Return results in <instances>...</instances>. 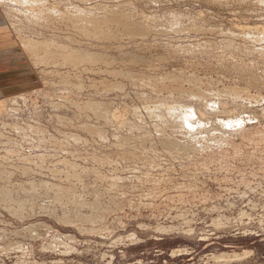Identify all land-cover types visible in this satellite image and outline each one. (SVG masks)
Wrapping results in <instances>:
<instances>
[{
    "label": "rangeland",
    "instance_id": "1",
    "mask_svg": "<svg viewBox=\"0 0 264 264\" xmlns=\"http://www.w3.org/2000/svg\"><path fill=\"white\" fill-rule=\"evenodd\" d=\"M52 1L54 2V0H49L48 3ZM118 1L132 2L130 3L132 13H137L135 16V18L138 17L137 19H142L145 22L149 20L148 23L153 19L151 20L153 23H151L154 26L160 21L157 23L159 26L165 25L164 27L161 26L162 30L165 29L163 34L160 30L161 27L158 29L156 25L153 27L155 30L157 29L155 31L157 33L153 34L155 37L150 35L143 42L139 41L142 48L137 47L136 43L129 41L130 39L127 40V38L121 39L120 44L103 46L105 44L101 42L100 47H94L97 45L96 43L93 44L95 41L81 39L79 35H75L72 30L68 29V26L60 21L61 24H58V20L55 22L53 19H47L48 28L46 23L45 25L43 23L46 21L44 17L43 21L42 19L40 21L41 17L37 16L38 21L34 23L30 12L33 7L28 6L21 9V15L19 11L16 12L11 9L17 5L11 0L7 1L10 5L12 4L11 8L8 3L5 5L1 3L0 22L6 24L9 29L11 28L9 31L18 43L21 41L19 34L23 36L25 33L26 35L30 33L34 37H45L54 40L56 43H67L65 45L69 48L76 46L83 48L84 51L87 49L96 51L104 48L112 57L116 54L119 55L116 49L119 44L123 49L126 48L124 50L127 52L134 51L139 55L142 53L149 57V60L153 59L152 67L148 66L150 64H147L146 61L140 63V67L138 63L131 64L132 67H130L127 62L126 69L129 70L130 67L135 75L141 72L139 75L150 73L164 78V74L173 75L175 73L176 76H183L182 79L186 78V82L182 81L181 85L188 91L192 86L187 78L188 75L192 74L200 82L202 81V86H210V92L214 93L213 101L219 98V94L222 93L220 91L225 86H238L245 89L249 94H246L244 98H236L235 102L231 97H223L225 104L220 107L226 108L219 110L217 107L218 112L211 115V120L217 124L224 119L233 121L236 118L238 121L241 120V128L237 126L235 129H231L229 126H223V129L220 130L221 126L217 129L211 126L209 132L206 133V139L204 138L202 142H199V138L205 136V131L201 134L198 128L192 134L183 133L179 127L175 130L166 128L167 130L165 129L166 132H164L163 129L166 125L156 115L158 112L160 113V110L155 111V108L152 107L173 100L181 101L179 95L173 94V91L171 94V90H160L162 91L160 94V92L154 91L151 85L148 86L147 83L139 79L135 82L124 77V75H115L111 71L103 69L102 65H99L101 70L98 66L84 68L80 65L81 68L79 66L77 68L76 66L69 67L63 63H58L59 66L46 63L35 65L32 57L27 55L23 49L27 63L26 68L22 67L0 74L1 86L4 88L18 82L33 83L29 87L10 91L4 95L0 93V100L3 101L0 106L5 108L7 105L6 111L11 110L8 111L10 114H4L5 112L0 114V132L3 136L0 137V188H9V193L0 198V264H264V87L259 85V82H264V60H262L264 58L260 56L261 53L264 54V33L261 34L262 25L264 26V3L258 4V8L253 5L242 8L233 1H229L227 5L209 4L206 0ZM118 1H106L107 3L103 1L102 3L111 6ZM102 3L101 1L97 2L98 5ZM56 5L64 8V5ZM75 5L77 6L74 7ZM71 6L70 9L78 11V6L83 7V3H71ZM20 7L17 6L15 10ZM26 8L30 11H27ZM38 9L39 7H34L33 12L40 13L41 11ZM135 9L136 11H134ZM174 12L180 16L181 19H179L183 26L202 25L205 30L201 32L190 29L184 32L177 31L176 27L181 22L174 20L176 15ZM12 16L13 18H11ZM9 20L14 24H11ZM19 21L20 23H17ZM162 21L165 24H162ZM28 22L35 24V26L38 23L39 25L35 29L32 24L31 29H27L24 25ZM57 24L56 31L52 27ZM241 24H244L243 27L245 25L253 26V29L257 28L256 30L259 29V31L255 30L256 33L252 31L251 38L246 37L247 39L232 35L230 30L239 31L237 28L242 27ZM60 28L62 33L58 30ZM225 28L228 29L225 30ZM43 29L47 30L43 32ZM227 30L230 34L225 32ZM258 33L260 36L262 35L261 39ZM255 34L257 39L254 37ZM66 35L77 36L79 41L77 39L76 41L78 43L69 40ZM255 39L256 41H251ZM260 40L262 41L260 42ZM90 42L92 43L90 44ZM92 45L94 46L92 47ZM18 48V46H14L13 51L8 53H20ZM249 48L253 49L252 52L255 53L250 52ZM145 49L146 51H144ZM250 53L251 56H248ZM6 55L3 50H0V59L9 58ZM242 64L245 66L243 67ZM116 65L122 66V63H116ZM246 65L252 67L248 69ZM42 70L43 72H40ZM67 70L68 72H66ZM74 70L76 71L74 72ZM59 71L64 81L66 80L65 75L72 82L78 76L85 84L83 90L77 86L67 85L59 75ZM95 71H102V73H95ZM48 75L51 76L48 78ZM70 75L71 77H69ZM93 77L94 79H92ZM35 78L36 80H33ZM57 80H59V84L55 83ZM250 80L253 81L252 84ZM94 83L96 85L93 87ZM102 83L112 84V87H114L113 84H119L123 88L121 91L118 88L108 91L106 89L109 88L102 86ZM65 85H67L66 90ZM153 95L154 97H152ZM68 97L70 98L67 99ZM13 99L17 101L15 102ZM56 100L59 101L56 103ZM89 100L107 103L108 106L111 104L108 110L110 114L113 113L112 115L116 120L111 123L106 121L104 117L99 118L93 110L81 114L78 107L74 106V102L84 104ZM13 103H16V106ZM134 107H138L139 111L138 108L135 109ZM13 108L14 110H12ZM17 109L18 111H16ZM34 109L36 110L34 111ZM134 110H137L140 115L137 114L135 117V114L133 115ZM128 118L132 119L133 122ZM154 118L160 122L157 123ZM120 120L123 121L122 126L121 123H117ZM124 121L126 122L124 123ZM17 122H20L24 128L28 124L35 127L40 125L42 126L41 132L33 131L29 126L25 128L26 131H18L15 127L13 129L11 126L13 124L15 126L18 124ZM128 123L131 127L136 126V128L131 130ZM194 124L199 127L198 123L194 122ZM88 125L103 129L105 134L103 137L105 138L95 133L93 135L90 131L88 133V130H85ZM120 126L124 128V131ZM106 129L107 131H105ZM137 129L141 130L138 131ZM157 131L159 138H157ZM161 134L163 137L178 139L177 141L183 144L187 141H194L196 142V149L192 150L190 154L167 152L160 142ZM74 136H80L81 139L77 141ZM121 138H127V141L124 142ZM143 138L148 141L144 140L146 143L143 142ZM135 140L138 141L135 142ZM68 161L72 165L71 170L76 172L78 169L77 172L81 173L78 172L80 174L78 178L75 176L73 180H68L72 179V177L67 176V172L70 171L66 168ZM98 171L101 172L98 173ZM112 180L113 182H111ZM53 185L74 188L76 197L85 201L87 205L81 206L79 203H75L74 197L63 196L62 201L57 199ZM97 202L99 206H97ZM23 203L25 204L21 207ZM79 213L81 214L79 215ZM91 215L96 216L95 220H91V222L81 218L83 216L91 217Z\"/></svg>",
    "mask_w": 264,
    "mask_h": 264
},
{
    "label": "bare ground",
    "instance_id": "2",
    "mask_svg": "<svg viewBox=\"0 0 264 264\" xmlns=\"http://www.w3.org/2000/svg\"><path fill=\"white\" fill-rule=\"evenodd\" d=\"M7 1H9V0H7ZM6 0H0V5H1V3L3 4L4 3V5L6 4V3H8ZM12 2H14V3H16L17 5H16V7L17 6H21L19 9H17V10H15V8H11V6H12V4L10 5L9 3V5H10V8L11 9H13L14 11H21V9H25V7H28V6H31V7H33L32 8V11H30V9H28L27 10V8H26V10L27 11H30L31 12V18H32V21L35 23L36 21H38V17H41L40 18V21H41V19H42V21H43V19L44 20H46L45 22H43L44 23V25H45V23L47 22V19H53V20H55V22H57V20H58V24L61 22V23H63L64 25H66V26H68L67 28L68 29H70V30H72V32L73 33H75V35L77 34V35H79V37L82 39V38H85V40L86 39H89V41L90 40H92V41H95V42H93V44L94 43H96L95 45L96 46H94V45H92V47L94 46V47H97V46H99V45H101L102 43L101 42H104V44L105 45H103V46H111V45H116L115 43H119L120 44V40L121 39H125V38H127V40L128 39H130L129 41H133L134 43H136L137 45V47L139 46V47H141L142 48V46L140 45V43H139V41H144L146 38L148 39V37L150 36V35H152V36H154L155 37V35H153V34H156L157 32H155L156 30L153 28V27H155L156 25L158 26L157 28L158 29H160V27L162 26V27H164L165 25H161V26H159V24H157V23H159V22H155L154 21V23H156L155 24V26L154 25H152V21L151 20H153V19H151L150 20V22L148 23V19L146 18V17H143V18H146L148 21L147 22H145V21H142V19H137L138 17H136L135 18V16L137 15V13L135 14V13H132L133 11H132V7H131V4L130 3H132V2H129L128 1V3H126V2H120V1H118L117 3H115L114 5H112L111 4V6H109L108 4L106 5V4H104V3H102L103 1H116V0H54V2L52 3H48L49 2V0L48 1H46V0H11ZM51 1V0H50ZM99 1H101V3L102 4H100V5H98L97 4V2H99ZM187 1V0H186ZM229 1H233V2H235L236 4H238L239 6H242V8L244 7V6H246V7H250V5H253V6H255V8L258 6V4H262V3H264V0H206V2H208L209 4H215V3H218V4H226L227 5V3H229ZM89 2H95V3H90L89 4ZM255 2H257V3H255ZM11 3V2H10ZM71 3H83V7H81V6H78L79 8L77 9L78 11H76V10H74V9H70L72 6H71ZM107 3V2H106ZM109 3V2H108ZM157 3V2H156ZM177 3V2H176ZM189 3V2H188ZM234 3V4H235ZM56 4H61V5H64V8H62V7H60V6H58V5H56ZM159 4V3H158ZM48 5H56V6H48ZM231 5H232V3H231ZM264 5V4H263ZM23 6V7H22ZM77 5H75L74 7H76ZM148 6V5H147ZM171 6V5H170ZM185 6V5H184ZM209 6V5H208ZM237 6V5H236ZM8 7V6H7ZM14 7V6H13ZM30 7V8H31ZM34 7H39V9H38V11L40 10L41 12L39 13H34L33 11V9H34ZM169 7V6H168ZM215 7V6H214ZM233 7H234V5H233ZM2 8V7H1ZM4 8V7H3ZM252 8V7H251ZM255 8H252V9H254L255 10ZM258 8V7H257ZM259 8H261V7H259ZM7 9V8H6ZM5 9V10H6ZM237 9V8H236ZM9 10V9H8ZM25 10V11H26ZM47 10V11H46ZM148 10V9H147ZM212 10V9H211ZM251 10V9H250ZM259 10H261V9H259ZM264 10V9H263ZM11 11V10H10ZM134 11H136V9L134 10ZM173 11V10H172ZM247 11V10H246ZM262 11V10H261ZM260 11V12H261ZM18 12V13H19ZM22 12H24V11H22ZM231 12V11H230ZM253 12V11H252ZM251 12V13H252ZM10 13H12V12H10ZM9 13V14H10ZM28 13V12H27ZM33 13V14H32ZM170 13V12H169ZM235 13V12H234ZM247 13V12H246ZM250 13V12H249ZM255 13V12H254ZM259 13V12H258ZM262 13V12H261ZM13 14H15V13H13ZM20 14H21V12H20ZM28 14H30V13H28ZM142 14H143V12H142ZM174 14H176L175 12H174ZM173 14V15H174ZM190 15H191V13H189ZM243 14H244V12H243ZM22 15V14H21ZM25 15H26V13H25ZM173 15H171V16H173ZM214 15V14H213ZM251 15V14H250ZM8 16V15H7ZM11 16V15H10ZM14 16V15H13ZM13 16L11 17V18H13ZM19 16V15H18ZM38 16V17H37ZM138 16H139V14H138ZM158 16V15H157ZM202 16V15H201ZM212 16V15H211ZM240 16V15H239ZM241 16H242V14H241ZM247 16V15H246ZM259 16H261V15H259ZM9 17V16H8ZM7 17V18H8ZM25 17V16H24ZM44 17V18H43ZM140 17V16H139ZM141 17H142V15H141ZM148 17H150V16H148ZM160 17V16H159ZM165 17V16H164ZM225 17V16H224ZM244 17V16H243ZM242 17V18H243ZM262 17V16H261ZM19 18H21V17H19ZM30 18V19H31ZM156 18V17H155ZM162 18V17H161ZM180 16L178 15V14H176L175 15V19L174 20H176L177 22H181L180 21ZM234 18V17H233ZM236 18V17H235ZM238 18V17H237ZM254 18H256V17H254ZM263 18V17H262ZM14 19H15V16H14ZM27 19H29V18H27ZM163 19V18H162ZM247 19V18H246ZM245 19V20H246ZM11 20V19H10ZM10 20H9V22H10ZM21 20H23V19H21ZM141 20V21H140ZM144 20V19H143ZM155 20V19H154ZM157 20V19H156ZM213 20V19H212ZM258 20H259V17H258ZM24 21V20H23ZM30 21V20H29ZM39 21V22H40ZM60 21V22H59ZM171 21V20H170ZM193 21V20H192ZM223 21V20H222ZM255 21V20H254ZM261 21H262V19H261ZM14 22V21H13ZM16 22V21H15ZM49 22H50V20H49ZM152 22V23H151ZM169 22V21H168ZM172 22V21H171ZM199 22V21H198ZM221 22V21H220ZM226 22V21H225ZM256 22H257V20H256ZM263 22V21H262ZM11 23V22H10ZM17 23H20V21L19 22H17ZM21 23H23V22H21ZM42 23V22H41ZM40 23V24H41ZM48 23V22H47ZM47 23H46V27L47 26H49V25H47ZM51 23V22H50ZM60 23V24H61ZM162 24H165L163 21L161 22ZM167 23V22H166ZM194 23H196V22H194ZM11 24H14V23H11ZM24 24V23H23ZM22 24V25H23ZM33 24V23H32ZM30 24L29 22L27 23V24H25L24 26H25V28H27V29H31V27L33 26L34 28L37 26V25H39V23L35 26V24ZM49 24V23H48ZM58 24L55 26V27H52V28H55V30H56V28H58ZM187 24V23H186ZM210 24V23H209ZM246 24V23H245ZM15 25H16V23H15ZM43 25V26H44ZM52 25H53V23H52ZM55 25V24H54ZM173 25V24H172ZM208 25V24H207ZM242 25V27H240V28H237L239 31H236V30H230V32H231V34L232 35H235V36H242L243 38H246V37H250L252 34H253V32L252 31H255L256 29H253L252 27H250L249 25L247 26V25H245L244 27H243V25L244 24H241ZM259 25V24H258ZM13 26V25H12ZM16 26H18V25H16ZM21 26V25H20ZM19 26V27H20ZM40 26H42V25H40ZM60 26H62V25H60ZM59 26V27H60ZM189 26V25H188ZM187 25L186 26H183L182 25V22H181V24H179L177 27H176V29H177V31H180V32H184V31H186L187 29H190V30H193V31H196V32H201V31H203V30H205V27L204 26H197L196 24L195 25H193V26H190V27H188ZM206 26V25H205ZM218 26H219V24H218ZM233 26L235 27V25L233 24ZM19 27H17L18 28V30H19ZM162 27H161V29L160 30H162ZM212 27V26H211ZM222 27V26H221ZM236 27H239V26H236ZM22 29H23V26L21 27ZM21 28H20V30H21ZM33 28V29H34ZM43 28V27H42ZM44 28H45V26H44ZM48 28V27H47ZM50 28V27H49ZM62 28V27H61ZM61 28L60 29H58V30H60V33H62L61 31ZM64 28V27H63ZM208 28V27H207ZM220 28V27H219ZM229 28V27H228ZM228 28H225V30L226 29H228ZM246 28H248V29H246ZM11 29V28H10ZM9 29V27L6 25V24H4V23H2V22H0V50H3L7 55L6 56H9V58H3V59H0V74L1 73H4V72H6V71H9V70H16V69H20V68H26V66H27V63H26V58H25V54H24V50H25V52H26V54L27 55H30L32 58V60H33V63L35 64V65H39L38 63H46V64H52V65H58V63H63V64H66V65H69V67L70 66H76L77 68H78V66L80 67V65H82L84 68H87V67H92V68H95L96 66H98V68L99 67H101V66H99V65H102V68L103 69H106V70H108V71H111L112 73H114L115 75H124V77H126V78H128L129 80H133V81H137V79H139V80H141V81H143V82H145V83H147L148 84V86L149 85H151L152 86V89L154 90V91H156V92H160V94H162L161 92L162 91H160V90H171V94H172V91L174 92L173 94H177V95H179V98L180 99H182L181 101L180 100H173L172 102H168V103H162V104H158V106H155V107H152L153 109L155 108V111L156 110H160V113L158 112L157 114L156 113H154V114H156L158 117H160L162 120H163V122L165 123V125H166V127L163 129L164 130V132H166L165 131V129L166 128H170V130H175V129H177V127H179L180 128V130H182L183 131V133H185V134H189V133H191L192 134V132L194 131V130H196L197 128H198V130H199V132L201 133V134H203L204 133V131H205V136L204 137H202L201 139L199 138V142H202V140H204V138L205 137H207V135H206V133H208L209 132V130H210V128H211V126H214V128H218L219 126H221L222 128L220 129V130H222L223 129V126H229L231 129H235V127H237V126H240V128H241V123H240V121H238V119H236V118H234V120L233 121H231L230 119L229 120H227V119H224V120H221L222 122H220V123H216V122H213L211 119V115H215L217 112H218V110H217V107H219L218 109L220 110V109H222L220 106H224L223 104H225V99L223 100V97H227V98H229V97H231V99L233 98L234 99V102H235V99L236 98H244L245 96H246V94L248 95L249 94V92L248 91H246L245 89H241L240 87H238V86H225L220 92H222L221 94H219V98L216 100V101H213L212 100V98H213V95H214V93H212V92H210L211 91V88H210V86L209 87H204V86H202V84H201V82L197 79V78H195V76H193L192 74L191 75H188V82H190V85L192 86L188 91L187 90H185L184 89V87L181 85L182 84V81H185L186 80V78H183L182 79V77H181V75L180 76H176L175 75V73L172 75V74H164L163 76H165L164 78H162V76H159V77H157L158 75L156 74V75H152V74H148L147 73V75L145 74V75H143V74H141V75H135V73L133 72V70L131 71V69H130V67H132V66H130L131 64H137L138 63V66H139V64L140 63H143L144 61H146L147 62V64H150V65H148V66H150V67H152V61H153V59L152 60H149L150 58L149 57H147V56H144L142 53H140L141 55H139V53H136V52H127V51H125L124 49H126V48H124L123 49V47L121 46V45H119L118 44V46L119 47H117L116 49L118 50V52H119V55L118 54H116L114 57H112L111 55H109L108 54V52H106L105 50H104V48L102 49H97L96 51H94V50H90V49H87V50H83V48H80V47H76V46H74V47H72V48H69L68 46H66L65 44H67V43H65V44H62V43H56V42H54V40H50V39H47V38H45V37H43V38H40V37H34L33 35H31L30 33H28V35H26V33L23 35V36H21V34H19V36H20V42L18 43L17 42V40L13 37V34L11 33V31H9L10 30ZM26 29V30H27ZM36 29V28H35ZM67 29V30H68ZM262 29L263 30H261L262 32H261V34L262 33H264V26L262 25ZM39 30V29H38ZM44 30V29H43ZM42 30V31H43ZM45 30H47V29H45ZM45 30L43 31V32H45ZM64 30V29H63ZM69 30V31H70ZM206 30H208V29H206ZM33 31V30H32ZM32 31H31V33H32ZM57 31V30H56ZM163 31H165V29L164 30H162V34H163ZM166 31H168V30H166ZM220 31V33H221V30H219ZM257 32L259 31V29L258 30H256ZM256 31H255V33H256ZM13 32V31H12ZM35 32V31H34ZM176 32V31H175ZM215 32V31H214ZM225 32H227V33H229L230 34V32L227 30V31H225ZM19 33H20V31H19ZM49 33V32H48ZM57 33H59V32H57ZM68 33H70V32H68ZM159 33H160V31H159ZM158 33V34H159ZM204 33H205V31H204ZM222 33H223V30H222ZM41 34V33H40ZM40 34H38L39 36H40ZM66 34V33H65ZM157 34V35H158ZM213 34V33H212ZM224 35H225V33H223ZM259 34V33H258ZM257 34V35H258ZM35 35V34H34ZM57 35V34H56ZM56 35H55V37H56ZM59 35V34H58ZM63 35V34H62ZM71 35V34H70ZM227 35V34H226ZM231 35V36H232ZM15 36V35H14ZM16 36H17V34H16ZM15 36V37H16ZM37 36V35H36ZM66 36H68V38H69V40L71 39V40H74L75 42H77L78 43V41H79V39L77 38V36H74V35H72V37H70L69 35H66ZM151 36V37H152ZM230 36V35H229ZM259 37H260V39H261V37H262V35L260 36V34L258 35ZM211 37V36H210ZM255 38H256V34H255V36H254ZM264 37V36H263ZM19 38V37H18ZM50 38V37H49ZM53 38V37H52ZM64 39H65V37H63ZM164 38V37H163ZM251 38V37H250ZM76 39L78 40V41H76ZM157 39V38H156ZM209 39V38H208ZM239 39V38H238ZM247 39V38H246ZM253 39V38H252ZM257 39V38H256ZM256 39L255 40H251V41H256ZM84 40V39H83ZM105 40H107V41H105ZM162 40V39H161ZM165 40V39H164ZM237 40V39H236ZM243 40V39H242ZM263 40H264V38H263ZM81 41V40H80ZM89 41H87V42H89ZM169 41V40H168ZM234 41V40H233ZM258 41H259V39H258ZM262 40H260V42H261ZM83 42V41H82ZM85 42V41H84ZM157 42V41H156ZM164 42V41H163ZM246 42V41H245ZM249 42V41H248ZM259 42V43H260ZM81 43V42H80ZM86 43V42H85ZM92 42H90V44H91ZM124 43V42H123ZM149 43V42H148ZM190 43V42H189ZM256 43V42H255ZM82 44V43H81ZM88 44V43H87ZM143 44V43H142ZM243 44H244V42H243ZM69 45V44H68ZM159 45V44H158ZM157 45V46H158ZM162 45V44H161ZM166 45V44H165ZM168 45V44H167ZM259 45V44H258ZM262 45V44H261ZM14 46H18L19 48L17 49V50H19L20 51V53H8V52H12L13 51V49H14ZM73 46V45H72ZM88 46V45H87ZM91 46V45H90ZM169 46V45H168ZM234 46V45H233ZM237 46V45H236ZM240 46V45H239ZM242 46V45H241ZM247 46V45H246ZM250 46V45H249ZM257 46V45H256ZM84 47V46H83ZM100 47V46H99ZM102 47V46H101ZM136 47V48H137ZM248 47V46H247ZM246 47V48H247ZM109 49H110V47H108ZM251 48V47H250ZM249 48V50H251ZM257 48V47H256ZM263 48V47H262ZM261 48V49H262ZM24 49V50H23ZM105 49H106V47H105ZM149 49H151V48H149ZM258 49V48H257ZM260 49V50H261ZM16 50V49H15ZM23 50V51H22ZM141 50V49H140ZM244 50H246V49H244ZM253 50V49H252ZM252 50L250 51V52H252ZM254 50L256 51V49L254 48ZM137 51V50H136ZM143 51V50H142ZM144 51H146V49L144 50ZM175 51V50H174ZM237 51V50H236ZM243 51V50H242ZM259 51V50H258ZM176 52V51H175ZM246 52V51H245ZM257 52V51H256ZM183 53V52H182ZM244 53V52H243ZM248 53V52H247ZM252 53H255V52H252ZM157 54V53H156ZM159 54V53H158ZM161 54V53H160ZM184 54V53H183ZM260 54V53H259ZM192 55V54H191ZM253 55V54H252ZM152 56V55H151ZM164 56V55H163ZM174 56V55H173ZM241 56V55H240ZM248 56H251V53H250V55H248ZM260 56H262V58H264V54H262L261 53V55ZM259 56V57H260ZM3 57V56H2ZM27 57V56H26ZM29 57V56H28ZM172 57V56H171ZM255 57H257V56H255ZM258 58V57H257ZM30 59V58H29ZM192 60V59H191ZM199 60V59H198ZM220 60V59H219ZM262 60H264V59H262ZM187 61V60H186ZM246 61V60H245ZM127 62H128V66H130L129 67V70H128V68L126 69V66H127ZM261 62V61H260ZM116 63H122V66H119V65H116ZM236 64H237V62H235ZM241 63V62H240ZM29 64V63H28ZM145 64V63H144ZM188 64V63H187ZM231 64V63H230ZM245 64V63H244ZM43 65H45V64H43ZM89 65H91V66H89ZM116 65V66H115ZM225 65V64H224ZM243 65V64H242ZM248 65V64H247ZM246 65V68L248 67ZM264 65V64H263ZM49 66V65H48ZM59 66V65H58ZM135 66V65H134ZM185 66V65H184ZM189 66V65H188ZM245 65H243V67H244ZM39 67V66H38ZM51 67V66H50ZM140 67V66H139ZM154 67V66H153ZM250 67V66H249ZM249 67H248V69H249ZM252 67V66H251ZM250 67V68H251ZM258 67V66H257ZM261 67V66H260ZM31 68V67H30ZM44 68V67H43ZM72 68V67H71ZM74 68V67H73ZM81 68V67H80ZM118 68H122V69H118ZM28 69V68H27ZM40 69V68H39ZM59 69V68H58ZM61 69V68H60ZM63 69H64V66H63ZM67 69V68H66ZM69 69V68H68ZM90 69V68H89ZM100 69V68H99ZM168 69V68H167ZM189 69V68H188ZM247 69V70H248ZM35 70H37V69H35ZM51 70V69H50ZM53 70V69H52ZM57 70V69H56ZM62 70V69H61ZM78 70V69H77ZM79 70H81V69H79ZM101 70V69H100ZM154 70V69H153ZM181 70V69H180ZM220 70V69H219ZM54 71V70H53ZM58 71V70H57ZM76 70H74V72H75ZM135 71H137V70H135ZM149 71V70H148ZM152 71V70H151ZM169 71V70H168ZM173 71V70H172ZM227 71V70H226ZM225 71V72H226ZM234 71V70H233ZM245 71V70H244ZM249 71V70H248ZM40 72H43V70L42 71H40ZM45 72V71H44ZM48 72H49V70H48ZM56 72V71H55ZM62 72V71H61ZM63 72H64V70H63ZM63 72H62V74H63ZM66 72H68V70L66 71ZM65 72V73H66ZM71 72H73V71H71ZM84 72V71H83ZM82 72V73H83ZM87 72V71H86ZM101 73H102V71H100ZM100 72H97V71H95V73H100ZM105 73H106V71H104ZM217 72V71H216ZM230 72V71H229ZM17 73H18V70H17ZM21 73V72H20ZM38 73V72H37ZM53 73V72H52ZM51 73V74H52ZM58 73V72H57ZM93 73V72H92ZM95 73H93V74H95ZM13 74V73H12ZM11 74V75H12ZM15 74V73H14ZM26 74V73H25ZM61 73H60V71H59V75H60ZM69 74H70V71H69ZM77 74V73H76ZM80 75H81V73H79ZM78 74V75H79ZM90 74V73H89ZM104 74V73H103ZM109 74V73H108ZM195 74V73H194ZM19 75V74H18ZM24 75V74H23ZM29 75V74H28ZM40 75H41V73H40ZM57 75V74H56ZM83 75V74H82ZM160 75V74H159ZM244 75V74H243ZM251 75H252V73H251ZM25 76V75H24ZM45 75H44V73H43V77H44ZM49 76H51V75H48V78H49ZM61 76V75H60ZM74 76H76V75H74ZM74 76H72V77H74ZM94 76V75H93ZM102 76V75H101ZM100 76V77H101ZM137 76V77H136ZM230 76V75H229ZM240 76V75H239ZM42 77V76H41ZM47 77V76H46ZM55 77V76H54ZM69 77H71V75L69 76ZM95 77H97V76H95ZM108 77V76H107ZM185 77V76H184ZM187 77V76H186ZM198 77V76H197ZM216 77V76H215ZM237 77H238V75H237ZM248 77V76H247ZM251 77V76H250ZM4 78V77H3ZM22 78V77H21ZM20 78V79H21ZM47 78V79H48ZM56 78H57V76H56ZM61 78H62V76H61ZM64 78L66 79L65 81H64V79H63V81L64 82H66V84L67 85H71V86H77L79 89H82V88H84V86H85V84L79 79V77L78 76H76V78L74 79V81L72 82L69 78H68V76H64ZM99 78V77H98ZM103 78V77H102ZM54 79V78H53ZM52 79V80H53ZM58 79V78H57ZM92 79H94V77L92 78ZM100 79V78H99ZM113 79V78H112ZM234 79H235V77H234ZM245 79H248V78H245ZM2 80V79H1ZM28 80V79H27ZM33 80H36V78L35 79H33ZM91 80V79H90ZM39 81V80H38ZM58 81L59 80H57V82H55V83H57V84H59L58 83ZM102 81V80H101ZM140 81V83H143V82H141ZM206 81V80H205ZM49 82H51V81H49ZM48 82V83H49ZM53 82V81H52ZM94 82V81H93ZM96 82V81H95ZM186 82V81H185ZM244 82V81H243ZM250 82H251V84H252V82L253 81H251L250 80ZM255 83H256V81H254ZM1 81H0V93L1 94H7V92H10V91H14V90H19V89H21V88H24V87H29V85L30 84H33V83H24V82H18V83H15V85H10V86H6V88H4V86H1ZM110 83V82H109ZM184 83V82H183ZM65 84V83H64ZM64 84H62V85H64ZM99 84H101V83H99ZM98 84V85H99ZM103 85L102 86H105V87H107V88H109V89H106V90H108V91H110V90H115L116 88H118V90L120 89V91H121V89L123 88V87H120V85L119 84H116V85H114L113 84V86L114 87H112V84L110 85V84H104V83H102ZM67 85H65L64 87H66ZM96 84L94 83L93 84V87L95 86ZM204 85V84H203ZM259 85H262L263 87H264V82H259ZM58 86V85H57ZM131 86V85H130ZM141 86V85H140ZM142 86H143V84H142ZM261 86V87H262ZM96 87H99V86H96ZM138 87V86H137ZM75 89H77L76 87H74ZM151 88V87H150ZM218 88V87H217ZM32 89V88H31ZM61 89V88H60ZM67 89V87L65 88V90ZM72 89V88H71ZM78 89V90H79ZM95 89H97V88H95ZM149 89V88H148ZM83 90V89H82ZM41 91V90H40ZM61 91V90H60ZM77 91V90H76ZM104 91V90H103ZM145 91V90H144ZM36 92V91H35ZM64 92V91H63ZM138 92V91H137ZM25 93V92H24ZM87 93V92H86ZM150 93V92H149ZM27 95H28V93H26ZM32 94V93H31ZM37 94V93H36ZM41 94V93H40ZM61 95V94H60ZM111 95V94H110ZM150 95V94H149ZM151 95H152V93H151ZM170 95V94H169ZM168 95V96H169ZM26 96V95H25ZM32 96V95H31ZM42 96V95H41ZM49 96V95H48ZM146 96V95H145ZM144 96V97H145ZM13 97V96H12ZM16 97V96H15ZM22 98H23V96H21ZM142 97V96H141ZM152 97H154V95L152 96ZM160 97V96H159ZM158 97V98H159ZM175 97V96H174ZM14 98V97H13ZM21 98V99H22ZM27 99L29 98V97H26ZM49 98H51L50 96H49ZM70 97H68L67 99H69ZM134 98V97H133ZM148 98H150V97H148ZM147 98V99H148ZM161 98V97H160ZM15 99V98H14ZM13 99V100H14ZM25 99V98H24ZM31 99V98H30ZM60 99V98H59ZM63 99V98H62ZM65 99V98H64ZM63 99V100H64ZM72 99V98H71ZM163 99H165V98H163ZM174 99V98H173ZM178 99V98H177ZM12 100V99H11ZM40 100V99H39ZM62 100V101H63ZM73 100H75V99H73ZM106 100V99H105ZM145 100V99H144ZM15 101V100H14ZM17 101V100H16ZM15 101V102H16ZM18 101H20L19 99H18ZM54 101H55V99H54ZM59 101V100H58ZM57 100H56V103L58 102ZM66 101V100H65ZM182 101H184V102H182ZM239 101V100H238ZM3 101L2 100H0V103H2ZM11 103H12V101H10ZM25 102V101H24ZM52 102V101H51ZM50 102V103H51ZM70 102V101H69ZM104 102V101H103ZM123 102V101H122ZM127 102V101H126ZM142 102H144V101H142ZM164 102V101H163ZM72 103H73V101H72ZM111 103V102H110ZM230 103V102H229ZM10 104V103H9ZM14 104V106H16L15 104L16 103H13ZM28 104V103H27ZM74 106L76 107H78V109L80 110V113L81 114H85L86 112H88V110H93V112H95L96 113V116L97 117H99V118H105L106 119V121L108 120L109 122H111V123H113V120H116V118L115 117H113V113L112 114H110L109 113V110H108V107L111 105H107V103L106 104H104V103H97V102H94V100L93 101H88L87 103H79V102H74ZM109 104V103H108ZM228 104V103H227ZM258 104V103H257ZM19 105V104H18ZM59 105V104H58ZM62 105V104H61ZM60 105V106H61ZM143 105V104H142ZM147 105V104H146ZM149 105V104H148ZM215 105H217V106H215ZM238 105V104H237ZM10 106H12V105H10ZM27 106V105H26ZM29 106V105H28ZM54 106H55V104H54ZM134 106V105H133ZM144 106V105H143ZM6 107H7V105H6ZM6 107L4 108V106H0V114H3L4 112V114H6V113H9L10 111L9 110H7L6 111ZM13 107V106H12ZM31 107V106H30ZM45 107V106H44ZM57 107H59V106H57ZM150 107V108H151ZM228 107V106H227ZM11 108V107H10ZM19 108V107H18ZM55 108V107H54ZM133 108V107H132ZM135 109H137L136 107H134ZM146 108V107H145ZM149 108V109H150ZM151 108V109H152ZM226 108V107H225ZM224 108V109H225ZM147 109V108H146ZM224 109H222V110H224ZM228 109V108H227ZM229 109H231V108H229ZM12 110H14V108L12 109ZM36 109H34V111H35ZM40 110V109H39ZM45 110V109H44ZM145 110V109H144ZM9 111V112H8ZM16 111H18V109L16 110ZM15 111V112H16ZM63 111V110H62ZM78 111V110H77ZM138 111H139V108H138ZM23 112V111H22ZM27 112V111H26ZM42 112V111H41ZM134 113H133V115L135 116V117H137V114H138V112H137V110H134L133 111ZM143 112V111H142ZM146 112V111H145ZM152 112V111H151ZM222 112V111H221ZM224 112V111H223ZM13 113V112H12ZM11 113V114H12ZM18 113V112H17ZM20 113V112H19ZM38 113V112H37ZM60 113V112H59ZM121 113V112H120ZM153 113V112H152ZM10 114V113H9ZM35 114V113H34ZM117 114V113H116ZM125 114H126V112H125ZM148 115L149 114H151V113H147ZM15 115V114H14ZM14 115H12V116H14ZM18 115V114H17ZM16 115V116H17ZM20 115V114H19ZM43 115V114H42ZM127 115V114H126ZM138 115H140V114H138ZM152 115V114H151ZM11 116V115H10ZM131 116V115H130ZM2 117V116H1ZM7 117H9V116H7ZM142 117H143V115H142ZM255 117V116H254ZM11 118V117H10ZM17 118V117H16ZM131 118V117H130ZM130 118H128V119H130ZM155 118H157V117H155ZM154 118V119H155ZM174 118V119H173ZM7 119V118H6ZM14 119V118H13ZM123 119H124V117H123ZM136 119V118H135ZM140 119V118H139ZM143 119V118H142ZM232 119V118H231ZM240 119V118H239ZM248 119H249V117H248ZM45 120V119H44ZM56 120V119H55ZM119 120V119H118ZM156 120V119H155ZM155 120H153L154 122H155ZM244 120V119H243ZM4 121V120H3ZM6 121V120H5ZM25 121V120H24ZM23 121V122H24ZM130 121L131 122H133L132 121V119H130ZM137 121V120H136ZM149 121V120H148ZM157 121V120H156ZM159 121V120H158ZM158 121H157V123H158ZM14 122H15V120H14ZM21 122V121H20ZM20 122L18 123V124H15V126H14V124H13V126H11V127H13V129H15L16 128V130H18V131H23V130H25V128H28V126H29V128L31 129L32 128V130L33 131H35V130H37V131H39V132H41V127L42 126H33L32 124H31V126L28 124V126H26L25 128L24 127H22L21 125H20ZM51 122V121H50ZM126 121H124V123H125ZM152 122V121H151ZM160 122V121H159ZM162 122V121H161ZM194 122L195 123H198L199 124V127H196L195 126V124H194ZM233 122V123H232ZM7 123V122H6ZM5 123V124H6ZM16 123V122H15ZM35 123V122H34ZM110 123V124H111ZM117 123H121V126H122V123H123V121H118ZM143 123V122H142ZM156 123V122H155ZM213 123H216V124H213ZM5 124H4V126H5ZM9 125H10V123H8ZM12 124V123H11ZM45 124V123H44ZM109 124V125H110ZM244 124V123H243ZM7 125V124H6ZM8 125V126H9ZM25 125V124H24ZM114 125V124H113ZM117 125V124H116ZM125 125V124H124ZM130 124L128 123V126H129ZM134 125H137V124H134ZM160 125H162V123H160ZM246 125V124H245ZM106 126H107V124H106ZM120 126V127H121ZM126 126V125H125ZM15 127V128H14ZM57 127V126H56ZM118 128H119V126H117ZM135 128H136V126H134ZM134 127H131V125H130V128H131V130H133V128ZM138 127V126H137ZM141 128H142V125L140 126ZM152 127V126H151ZM159 127V126H158ZM5 128V127H4ZM53 128V127H52ZM111 128H112V126H111ZM122 128V127H121ZM129 127L127 128L128 130L130 129ZM139 128V127H138ZM43 129V128H42ZM124 128H122V131H124L123 130ZM144 129H145V127H144ZM147 129V128H146ZM158 128H156V130H157ZM67 130V129H66ZM85 130H88V133H89V131L90 132H92L93 133V135H99L100 137H103V134H104V131H103V129H100V128H98L97 126L96 127H93L92 125H88V127H85ZM138 130V129H137ZM141 130V129H140ZM140 130H138V131H140ZM143 130V129H142ZM159 130V129H158ZM167 130V129H166ZM2 131V130H1ZM11 131V130H10ZM26 131V130H25ZM42 131H44V129L42 130ZM50 131V130H49ZM63 131H65V130H63ZM105 131H107V129L105 130ZM137 131V132H138ZM197 131V130H196ZM130 132V131H129ZM128 132V133H129ZM160 132V131H159ZM161 132H162V130H161ZM171 132V131H170ZM3 133V132H2ZM14 133V132H13ZM22 133V132H21ZM61 133V132H60ZM95 133V134H94ZM116 133V132H115ZM139 133V132H138ZM157 133H158V131H157ZM174 133H175V131H174ZM4 134V133H3ZM2 134V135H3ZM29 134V133H28ZM124 134V133H123ZM130 134V133H129ZM128 134V135H129ZM131 134H132V131H131ZM172 134V133H171ZM221 134V133H220ZM54 135V134H53ZM105 135V134H104ZM120 135H122V134H120ZM134 135V134H133ZM133 135H132V137H133ZM162 135V134H161ZM167 135V134H166ZM210 135V134H209ZM224 135H227V134H224ZM6 136V135H5ZM4 136V137H5ZM108 136V135H107ZM113 136V135H112ZM114 136H115V134H114ZM157 138H159V133L157 134ZM171 136V135H170ZM193 136V135H192ZM0 137H3V136H1V132H0ZM14 137V136H13ZM44 137V136H43ZM42 137V138H43ZM146 137V136H145ZM150 137L152 138V136L150 135ZM219 137V136H218ZM74 138H75V140H77V141H79L81 138H80V136H74ZM74 138L72 137V140H74ZM99 138V137H98ZM103 138H105V137H103ZM110 138V137H109ZM129 138V137H128ZM141 138H142V136H141ZM220 138V137H219ZM25 139V138H24ZM100 139V138H99ZM108 139V138H107ZM117 139V138H116ZM122 139V138H121ZM130 139H132V138H130ZM134 139V138H133ZM147 139H148V137H147ZM155 139V138H154ZM183 139V138H182ZM206 139V138H205ZM222 139V138H221ZM102 140V139H101ZM106 140V139H105ZM109 140V139H108ZM124 142H126L127 141V138H124V139H122ZM121 140V141H122ZM144 140H146V139H144L143 138V142H145L146 143V141H148V140H146V141H144ZM151 140H153V139H151ZM160 140V139H159ZM178 139H173V138H171V137H163V135H162V138H161V140H160V142H162V144H163V148L167 151V152H170V153H175V152H179V153H183V154H190L191 152H192V150H195L196 149V147H195V143L196 142H194V141H187L186 143H180L179 141H177ZM25 141V140H24ZM50 141V140H49ZM76 141V142H77ZM136 141H138V140H135V142ZM141 141V142H142ZM83 142V141H82ZM117 142L119 143V141H118V139H117ZM130 142V141H129ZM129 142L127 143V145L129 144ZM135 142H134V144H135ZM198 142V141H197ZM212 142H213V140H212ZM94 143V142H93ZM151 143H153V142H151ZM219 143V142H218ZM123 145H124V143H122ZM121 144V145H122ZM133 144V143H132ZM101 145V144H100ZM145 145V144H144ZM143 145V146H144ZM126 146V145H125ZM43 148V147H42ZM118 148V147H117ZM146 148V147H145ZM220 148V147H219ZM5 149V148H4ZM144 149V148H143ZM25 150V149H24ZM49 150V149H48ZM90 150V149H89ZM132 150V149H131ZM20 151V150H19ZM91 152V151H90ZM95 152V151H94ZM106 152V151H105ZM136 152V151H135ZM137 153V152H136ZM164 153V152H163ZM213 153V152H212ZM112 154V153H111ZM145 154V153H144ZM166 154V153H165ZM203 154V153H202ZM242 154V153H241ZM130 155V154H129ZM64 156V155H63ZM124 156H125V154H124ZM127 157H128V155H126ZM151 156V155H150ZM84 157V156H83ZM146 158V157H145ZM178 158V157H177ZM105 159V158H104ZM107 159V158H106ZM134 159V158H133ZM164 159V158H163ZM12 160V159H11ZM139 160V159H138ZM13 161V160H12ZM75 161V160H74ZM103 161V160H102ZM106 161V160H105ZM120 161V160H119ZM225 161V160H224ZM143 162V161H142ZM149 162H150V160H149ZM149 162H147V163H149ZM172 162V161H171ZM119 163V162H118ZM154 163V162H153ZM17 164V163H16ZM23 164H25V163H23ZM146 164V163H145ZM150 164V163H149ZM231 164V163H230ZM11 165V164H10ZM15 165V164H14ZM66 168L68 169V170H70V171H68L67 172V176L68 177H72V179H68V180H73V177H79L80 176V174L77 172V170H76V172L78 173H76V172H74L73 170H71V167H72V165L69 163V161L66 163ZM74 165V164H73ZM170 165V164H169ZM168 165V166H169ZM222 165V164H221ZM251 165V164H250ZM7 166V165H6ZM136 166V165H135ZM164 166V165H163ZM180 166H182V165H180ZM187 166V165H186ZM193 166V165H192ZM22 167V166H21ZM31 167H32V165H31ZM97 167H99V166H97ZM137 167V166H136ZM148 167V166H147ZM150 167V166H149ZM176 167V166H175ZM23 168V167H22ZM75 168H76V166H75ZM74 168V169H75ZM101 168V167H100ZM134 168V167H133ZM161 168V167H160ZM26 169H28V168H26ZM26 169H24V170H26ZM36 169V168H35ZM73 169V168H72ZM209 169V168H208ZM260 169V168H259ZM105 170V169H104ZM139 170V169H138ZM20 171V170H19ZM18 171V172H19ZM29 171V170H28ZM94 171V170H93ZM92 171V172H93ZM148 171V170H147ZM171 171V170H170ZM188 171V170H187ZM207 171V170H206ZM23 172V171H22ZM95 172V171H94ZM97 172V171H96ZM101 172V171H100ZM99 171H98V173H100ZM149 172V171H148ZM191 172V171H190ZM193 172H194V170H193ZM192 172V173H193ZM97 173V175H98V178L100 177L99 176V174ZM195 173V172H194ZM232 173V172H231ZM56 174V173H55ZM84 174V173H83ZM143 174V173H142ZM149 174V173H148ZM164 174V173H163ZM17 175V174H16ZM50 175V174H49ZM54 175V174H53ZM101 175H102V173H101ZM110 175V174H109ZM222 175V174H221ZM56 176V175H55ZM83 176V175H82ZM96 176V175H95ZM105 176V175H104ZM103 176V177H104ZM172 176V175H171ZM213 176V175H212ZM92 177H94V176H92ZM106 177V176H105ZM143 177V176H142ZM141 177V178H142ZM145 177V176H144ZM159 177V176H158ZM175 177V176H174ZM50 178V177H49ZM77 178H75V179H77ZM97 178V177H96ZM101 178H102V176H101ZM107 178V177H106ZM140 178V179H141ZM157 178V177H156ZM186 178V177H185ZM52 179V178H51ZM80 179V178H79ZM107 179H109V178H107ZM113 179V178H112ZM154 179V178H153ZM170 179V178H169ZM176 179V178H175ZM13 180V179H12ZM63 180V179H62ZM81 180H82V178H81ZM87 180V179H86ZM110 180H111V178H110ZM115 180H117V179H115ZM114 180V181H115ZM160 180V179H159ZM158 180V181H159ZM45 181V180H44ZM80 181V180H79ZM102 181H103V179H102ZM107 181H109V180H107ZM132 181V180H131ZM143 181V180H142ZM174 181V180H173ZM63 182V181H62ZM82 182V181H81ZM101 182V181H100ZM111 182H113V180L111 181ZM110 182V183H111ZM147 182H149V181H147ZM155 182V181H154ZM80 183V182H79ZM115 183V182H114ZM159 183V182H158ZM76 184H78V183H76ZM93 184V183H92ZM108 184V183H107ZM115 184H119V183H115ZM136 184V183H135ZM142 184V183H141ZM180 184H181V182H180ZM113 185V184H112ZM112 185H110V186H112ZM138 185V184H137ZM29 186V185H28ZM184 186V185H183ZM182 186V187H183ZM190 186H192V185H190ZM199 186V185H198ZM24 187H25V185H24ZM53 189L55 190V195H56V198L57 199H59V200H61V198L64 196V197H68V198H71V197H74L75 198V203H79L81 206L82 205H85L86 204V202L85 201H82L81 199H78L77 197H76V193H75V190H74V188H70V187H64V186H57V185H53ZM150 187V186H149ZM48 188V186L46 187V189ZM51 188H52V185H51ZM132 188V187H131ZM110 189V188H109ZM116 189V188H115ZM176 189V188H175ZM196 189V188H195ZM112 190V189H111ZM166 190V189H165ZM164 190V191H165ZM50 191H52L51 189H50ZM106 192V191H105ZM131 192V191H130ZM9 193V188L8 187H1L0 188V198L1 197H3V196H5V195H7ZM98 193V192H97ZM153 193V192H152ZM162 193V192H161ZM45 194V193H44ZM47 194V193H46ZM103 194V193H102ZM119 194H120V192H119ZM139 194V193H138ZM145 194V193H144ZM154 194V193H153ZM152 194V195H153ZM158 194V193H157ZM156 194V195H157ZM82 195V194H81ZM91 195V194H90ZM93 195V194H92ZM125 195H126V193H125ZM15 196V195H14ZM81 197V196H80ZM151 197V196H150ZM47 199V198H46ZM202 199V198H201ZM134 200V199H133ZM62 201V200H61ZM98 201V200H97ZM100 201V200H99ZM109 201V200H108ZM58 202V201H57ZM67 202V201H66ZM50 203V202H49ZM25 203H23V204H21V207H23V205H24ZM59 204V203H58ZM97 204H98V202H97ZM87 205V204H86ZM140 205V204H139ZM97 206H99V204L97 205ZM46 208V207H45ZM49 208V207H48ZM77 208H78V206H77ZM100 208V207H99ZM104 208V207H103ZM79 209V208H78ZM99 210V209H98ZM101 211V210H100ZM81 213H79V215H80ZM78 215V214H77ZM42 218H44V217H42ZM81 218H84L86 221H89V222H91V220L93 221V220H95V218H96V216H92L91 215V217H86V216H83V217H81ZM88 225V224H87ZM20 231V230H19ZM42 232V231H41ZM16 236V235H15ZM41 237V236H40ZM43 237V236H42ZM42 239V238H41Z\"/></svg>",
    "mask_w": 264,
    "mask_h": 264
}]
</instances>
